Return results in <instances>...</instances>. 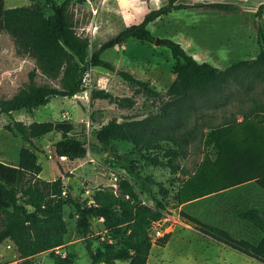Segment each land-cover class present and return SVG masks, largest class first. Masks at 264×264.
Segmentation results:
<instances>
[{
    "label": "rangeland",
    "instance_id": "374dc122",
    "mask_svg": "<svg viewBox=\"0 0 264 264\" xmlns=\"http://www.w3.org/2000/svg\"><path fill=\"white\" fill-rule=\"evenodd\" d=\"M58 2L62 0H56ZM182 2H228L231 10L217 8L176 9L148 24L154 39L141 41L128 38L123 44L105 49L101 57L110 61L114 70L90 66L91 88H84L74 96H53L48 103L32 111L14 110L0 114V161L15 165L22 145L32 146L42 169L39 176L54 179L61 176L66 194L79 201L91 202L93 196L112 188L118 194L122 182L133 186L140 202L154 206L161 202L163 229L169 237L164 245L153 244L146 264H264L236 249L201 233L196 225L183 218L184 210L205 222L226 229L233 237L254 241L260 233L237 211L264 206V187L258 181L255 168L247 170L243 181L235 183L234 176L241 165L252 163L257 150L264 158V123L253 114L264 104V61L256 64L237 63L254 59L261 51L260 33H264V14L258 5L264 0H178ZM166 0H70L67 15L75 31L89 38L87 57L92 49L110 39L124 27L141 21L149 9ZM37 4L45 14L50 8L45 0H4V7ZM162 38L177 41L199 61H208L224 70L222 81L215 87L187 98L171 99L165 93L175 77L174 58ZM36 68L33 57L18 54L13 38L0 30V97H8L27 80V73ZM119 70H126L149 83L159 95L145 93L125 81ZM60 75L46 77L36 68L37 83L60 86ZM92 88H104L113 95L129 97V105H118L103 98H91ZM95 110V118L89 114ZM249 115V116H247ZM244 116H247L246 118ZM14 119L24 122L68 120L73 128L67 137L74 136L86 148L84 157L67 159L54 152V143L62 135L52 131L33 139L29 144L19 134L3 125ZM115 119L121 128L132 131L164 132L173 130L186 138L184 155L172 156L179 168L174 171L155 163L169 160L164 141L160 148L137 150L130 141L114 139L117 153L96 138L98 128ZM228 122V124H225ZM230 122V123H229ZM227 130V131H226ZM226 131V132H224ZM218 140L222 151L234 153L216 160L213 141ZM241 148L252 149L240 156ZM117 154L125 157L118 158ZM264 164V160L263 163ZM264 167V165H263ZM255 171V172H254ZM150 176L154 182L143 186L141 178ZM258 178V179H257ZM197 192V193H195ZM195 193V194H194ZM200 194V195H197ZM197 195V196H195ZM66 204L63 216L67 225L64 243L55 248L70 258L69 264H90L84 235L76 230L77 216ZM104 231L101 218L90 219L92 248L101 247ZM0 264H53L48 252L21 259L14 243L5 239L0 243ZM121 264V263H119Z\"/></svg>",
    "mask_w": 264,
    "mask_h": 264
},
{
    "label": "trees",
    "instance_id": "16d2710c",
    "mask_svg": "<svg viewBox=\"0 0 264 264\" xmlns=\"http://www.w3.org/2000/svg\"><path fill=\"white\" fill-rule=\"evenodd\" d=\"M3 1L0 0V30L6 31L13 38L18 54H26L34 58L36 68L42 74L49 78L60 75V86L37 83L36 68H32L28 71L27 80L22 87L8 97H0V114H9L19 109L32 111L45 105L56 95L74 96L84 89L81 85V75L88 67L102 66L108 70L115 69L110 61L101 57L105 49L119 46L131 37L141 41H154L155 37L147 27L148 24L172 10L200 7L231 10L234 7L231 3L220 1L166 0L159 7L149 9L141 21L124 27L97 48L92 49L87 57L89 38L75 31L67 15L70 0L60 2L45 0L50 8L49 14H45L37 4L4 7ZM258 9L264 14V2L258 5ZM260 40L262 44L260 53L254 59L241 60L237 63L248 65L264 61V33H260ZM161 41L169 48L175 60L173 65L175 77L165 91L169 98L184 99L195 93L207 91L222 81L224 70L208 61L197 60L179 42L171 38H162ZM118 74L143 92L159 95V92L151 88L147 81L136 78L130 72L119 70ZM90 97L107 99L118 105L131 103L129 97L113 95L104 88H92ZM95 114V110L91 111L90 118L94 119ZM253 114L257 122L263 124L264 104H260ZM3 127L9 132L19 134L29 144H32L34 138H41L49 132H60L62 137L53 145L56 155L70 160L85 156L84 144L72 135L67 137V133L73 128L72 122L68 120L26 123L14 119ZM96 138L100 143L107 144L113 153H117V146L112 143L114 139L130 141L139 151L160 148L161 143L167 141L169 144L165 151L169 153V160L165 162L163 159L147 157L174 171L180 166L171 155L185 154L183 143L186 142V138L176 135L173 130L164 132L125 130L115 119L103 123L96 132ZM222 148L218 140L213 141L216 160L221 161L224 156L227 157L236 151L232 149L225 154ZM250 150L252 149L241 148L240 156H246L245 154ZM254 151L256 156L253 162H246L233 173L234 176H240L234 184L243 181V176L247 172L244 166H251L260 176L261 179L258 181L264 187V164H262L264 158H260L262 153ZM117 157L123 158L125 154H117ZM41 169L36 150L30 145L20 146L15 165L0 161V243L5 239L11 240L19 258L27 259L31 255L48 252L53 264L70 263V258L55 251L56 247L64 243L67 233L63 216L66 204L73 207L70 215L77 216L76 230L85 237L90 264H146L152 245L162 246L167 241L168 233L152 239L148 232L152 221L162 216L163 204L159 202L151 206L140 202L132 185L122 182L118 187V194L112 188H105L87 203L86 200L79 201L68 194H62L64 190L62 177L41 178L39 176ZM141 182L148 188L154 180L150 176H145L141 178ZM179 213L183 218L193 222L201 233L264 263L263 208L248 206L237 211L238 217L250 223L261 234L256 241L245 237H233L226 229L205 222L184 210H180ZM92 217L101 218L104 227L103 233L98 235V238L102 237L101 247L96 249L92 248V241L88 235Z\"/></svg>",
    "mask_w": 264,
    "mask_h": 264
},
{
    "label": "built area",
    "instance_id": "2783aa9c",
    "mask_svg": "<svg viewBox=\"0 0 264 264\" xmlns=\"http://www.w3.org/2000/svg\"><path fill=\"white\" fill-rule=\"evenodd\" d=\"M81 85L83 88H91V74L88 70V68L83 71L82 75H81ZM62 157V156H60ZM62 194L66 195V192L65 190H62ZM163 219L162 218H159V219H156V220H153L152 223H151V226L149 227V234L150 236L152 237V239H155L159 236H162L164 235V229H163Z\"/></svg>",
    "mask_w": 264,
    "mask_h": 264
},
{
    "label": "water",
    "instance_id": "95a60500",
    "mask_svg": "<svg viewBox=\"0 0 264 264\" xmlns=\"http://www.w3.org/2000/svg\"><path fill=\"white\" fill-rule=\"evenodd\" d=\"M155 41V43H158L159 41H160V39H158V38H156V39H154Z\"/></svg>",
    "mask_w": 264,
    "mask_h": 264
},
{
    "label": "crops",
    "instance_id": "0c3cea01",
    "mask_svg": "<svg viewBox=\"0 0 264 264\" xmlns=\"http://www.w3.org/2000/svg\"><path fill=\"white\" fill-rule=\"evenodd\" d=\"M41 177V176H40ZM261 208H263L264 209V206H261Z\"/></svg>",
    "mask_w": 264,
    "mask_h": 264
}]
</instances>
